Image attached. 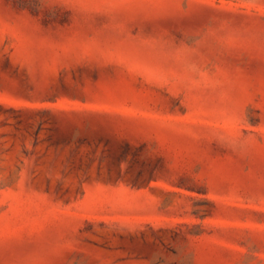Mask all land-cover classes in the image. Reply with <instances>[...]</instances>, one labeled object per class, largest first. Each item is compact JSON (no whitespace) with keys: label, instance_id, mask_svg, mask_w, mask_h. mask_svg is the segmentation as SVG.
I'll return each instance as SVG.
<instances>
[{"label":"rangeland","instance_id":"obj_1","mask_svg":"<svg viewBox=\"0 0 264 264\" xmlns=\"http://www.w3.org/2000/svg\"><path fill=\"white\" fill-rule=\"evenodd\" d=\"M0 264H264V0H0Z\"/></svg>","mask_w":264,"mask_h":264}]
</instances>
